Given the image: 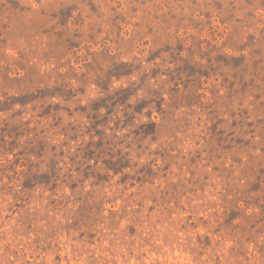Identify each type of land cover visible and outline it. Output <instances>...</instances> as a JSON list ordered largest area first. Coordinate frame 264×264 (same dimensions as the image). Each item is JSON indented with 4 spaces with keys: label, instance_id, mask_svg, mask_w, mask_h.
Instances as JSON below:
<instances>
[{
    "label": "rangeland",
    "instance_id": "rangeland-1",
    "mask_svg": "<svg viewBox=\"0 0 264 264\" xmlns=\"http://www.w3.org/2000/svg\"><path fill=\"white\" fill-rule=\"evenodd\" d=\"M0 264H264V0H0Z\"/></svg>",
    "mask_w": 264,
    "mask_h": 264
}]
</instances>
